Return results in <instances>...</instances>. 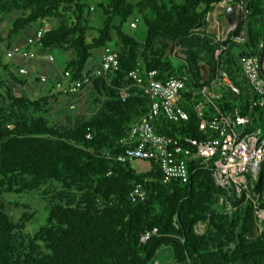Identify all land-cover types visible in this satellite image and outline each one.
I'll list each match as a JSON object with an SVG mask.
<instances>
[{
	"label": "trees",
	"instance_id": "obj_1",
	"mask_svg": "<svg viewBox=\"0 0 264 264\" xmlns=\"http://www.w3.org/2000/svg\"><path fill=\"white\" fill-rule=\"evenodd\" d=\"M245 1L246 20L230 38L246 31V43L214 44L209 28L219 12L210 15L212 8ZM93 11L104 17L101 28L93 26ZM13 13L20 16L0 39L4 49L25 32L43 30L44 51L72 57L63 68L47 66L34 74L25 61L5 65L0 58V195L37 193L48 202L46 221L32 235L26 230L33 215L15 221L0 202V264H155L164 249L175 264H264L262 181L239 194L217 184L208 169H192L188 183H165L155 164L151 173L137 175L130 164L116 161L128 147L131 126L149 110L129 73L140 63L146 71H158L161 81L184 77L189 86H203L211 79L215 52L230 44L220 65L245 91L239 58L261 55L264 0H0V16ZM49 19L59 25L45 31ZM135 19L145 27L143 41L129 32ZM108 47L117 52L119 68L93 81L105 95L98 112L73 125L54 123L49 105L64 95L56 86L61 75L69 71L74 80L92 75ZM24 65L27 76L19 75ZM41 74L47 83L38 79ZM32 77L49 87L34 99L18 93ZM222 103L242 111L248 105L243 96H226ZM251 116L254 126L264 127V109L255 108ZM167 126L164 132L171 137L198 135L192 126V131L181 126V133L178 125ZM139 183L146 198L134 201ZM223 200L229 208L221 206Z\"/></svg>",
	"mask_w": 264,
	"mask_h": 264
},
{
	"label": "built area",
	"instance_id": "obj_2",
	"mask_svg": "<svg viewBox=\"0 0 264 264\" xmlns=\"http://www.w3.org/2000/svg\"><path fill=\"white\" fill-rule=\"evenodd\" d=\"M239 6L241 21L246 20L247 1ZM139 25L140 20L135 19L130 29L136 30ZM236 28L229 26L216 31L211 26L209 29L213 32L214 44L229 39L230 44L243 46L247 39L246 31L230 38ZM2 37L4 29L0 25V39ZM43 37V30H39L26 37L23 44L5 48L6 58L10 61H36V48ZM230 44L215 52L211 79L203 86H189L184 77H170L161 81L158 71H146L140 63L129 73V80L148 99L149 110L131 126L128 147L116 157L118 163L124 165L145 161L155 164L165 183H188L192 169H208L217 184L223 188L233 186L239 194L243 191L249 193L262 181L264 202V127L254 126L251 116L255 108L264 109V60L261 62V55L239 58V76L246 83V90L243 91L220 65V56ZM263 46L261 44L262 49ZM46 61L54 63L55 58L50 56ZM118 68V54L108 47L103 52L100 68L92 75L74 80L68 71L61 75L56 86L64 95L78 96L89 85L92 77H106ZM28 73L26 67L19 69L21 76H27ZM205 76H208L207 71ZM38 79L41 83L48 82L45 74L39 75ZM226 96H243L248 101L247 110L225 108L222 101ZM169 124L178 125L179 131L181 126L191 131L190 126L195 127L198 135L192 137L185 133L176 138L171 137L164 132ZM131 196L134 201L144 200L146 193L143 185L136 184ZM258 215L260 223H263L264 212ZM156 233L157 230H154L145 234L141 238L142 242H148Z\"/></svg>",
	"mask_w": 264,
	"mask_h": 264
},
{
	"label": "rangeland",
	"instance_id": "obj_3",
	"mask_svg": "<svg viewBox=\"0 0 264 264\" xmlns=\"http://www.w3.org/2000/svg\"><path fill=\"white\" fill-rule=\"evenodd\" d=\"M18 16H20L19 13L0 16V25L3 26L4 35L11 29L12 23ZM103 18L104 17L102 15L98 14L96 11H93L91 20L95 29L101 28V22ZM58 25L59 22L57 20L49 19L44 23V30L46 31L49 29H55L58 27ZM129 32L140 41H143L146 38V30L142 23H140L139 27L136 30H129ZM30 34L28 35L25 32L24 37L30 36ZM94 36V33L90 34L88 38L89 43L92 42V38ZM2 48L3 49H0V58L2 63L7 65L8 63L6 62L8 61V59L6 58V53L3 46ZM36 51L38 60L26 62L27 67H29L30 72L33 74L35 69L44 71L47 66H51L53 68H63L65 62L72 57V54L70 53L44 51L41 46L37 47ZM176 55L181 56L178 51H176ZM50 56H53L55 58V62L53 63V65L47 64L46 60ZM13 73L16 75V73L18 74V71L16 70ZM96 78L97 77H92L93 80H91L89 85L80 93V95L76 97H68L62 95L52 98L49 106L54 123L62 126H69V124L73 125L74 123H76V121L82 118H89L98 112V108L105 100V95L101 94V92L94 85L93 81ZM27 79L28 82L26 84V87L18 90V93H20V95L22 96H27L34 99L45 94L49 89V87L44 84L39 85L36 80L33 79V77ZM130 168L137 175L148 174L153 171L152 165L145 161L132 162L130 163ZM0 202L5 206L7 212L11 214L15 221H18L24 213H30L31 215H33V219L26 230V233L28 234H34L46 221L45 208L48 202L37 193L26 194L23 196L4 194L0 195ZM222 203L223 205L221 206H225L227 208L230 207V203L227 200H223ZM155 264H175L171 251L169 249L162 250L158 258L156 259Z\"/></svg>",
	"mask_w": 264,
	"mask_h": 264
},
{
	"label": "water",
	"instance_id": "obj_4",
	"mask_svg": "<svg viewBox=\"0 0 264 264\" xmlns=\"http://www.w3.org/2000/svg\"><path fill=\"white\" fill-rule=\"evenodd\" d=\"M221 12L225 18L228 19L229 26H236L238 27L241 22V13H240V6L237 4L230 5V6H221V7H214L212 8L210 15L214 12ZM264 60V46L261 52V62Z\"/></svg>",
	"mask_w": 264,
	"mask_h": 264
},
{
	"label": "crops",
	"instance_id": "obj_5",
	"mask_svg": "<svg viewBox=\"0 0 264 264\" xmlns=\"http://www.w3.org/2000/svg\"><path fill=\"white\" fill-rule=\"evenodd\" d=\"M220 13H221V12H219V14H220ZM219 14L217 13V14L213 15V17L211 18V23H210V27L212 26V28L215 29L216 31H217L219 28L224 29V28L229 27V25H226V24H225V20H228V19L225 18V17H222V18H221ZM210 31H211V30L209 29V32H210ZM27 37H28V36H27ZM25 38H26V37H21L19 40L15 41V44H14V45H20V44H23ZM14 45H13V46H14ZM2 46H3V43L0 41V49H3ZM16 61L18 62V61H20V60H16ZM6 63H9V62H6ZM23 67H25V65H24ZM28 69H29V68H28ZM35 70H36V69H35Z\"/></svg>",
	"mask_w": 264,
	"mask_h": 264
},
{
	"label": "flooded vegetation",
	"instance_id": "obj_6",
	"mask_svg": "<svg viewBox=\"0 0 264 264\" xmlns=\"http://www.w3.org/2000/svg\"><path fill=\"white\" fill-rule=\"evenodd\" d=\"M225 24H226V25H228V24H229L228 20H225Z\"/></svg>",
	"mask_w": 264,
	"mask_h": 264
}]
</instances>
